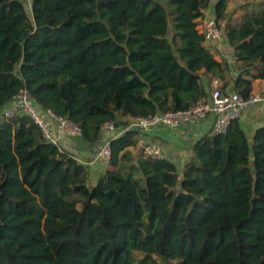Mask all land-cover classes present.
<instances>
[{"label":"trees","instance_id":"trees-1","mask_svg":"<svg viewBox=\"0 0 264 264\" xmlns=\"http://www.w3.org/2000/svg\"><path fill=\"white\" fill-rule=\"evenodd\" d=\"M212 1L0 0V108L25 87L97 145L106 121L188 109L212 79L248 97L264 80V9L237 20ZM211 8L232 66L199 30ZM137 133L110 139L89 185L29 118L5 120L0 264H264V124L201 135L181 169L130 158Z\"/></svg>","mask_w":264,"mask_h":264},{"label":"built area","instance_id":"built-area-1","mask_svg":"<svg viewBox=\"0 0 264 264\" xmlns=\"http://www.w3.org/2000/svg\"><path fill=\"white\" fill-rule=\"evenodd\" d=\"M199 25L201 26L200 31L204 35L205 44L210 48L214 47L218 54L232 66L234 64L232 50L224 39L221 26L217 23L211 10L205 12ZM263 103L264 90L255 91L252 89L248 97H243L232 86L228 85L222 88L221 81L212 79L208 83L206 96L197 100L188 109L157 112L147 116H126L121 118L117 125L114 120L106 121L100 128V144H98L97 150L89 155V158L84 159L65 146L70 140L82 139V130L79 124L56 114L51 109L39 107L25 87L20 88L0 108V125L7 119L26 116L37 125L46 142L57 147L59 151H66L69 157L86 167L90 174L95 168L103 170L108 167L111 157L110 139L125 131L135 130L142 133L158 128L179 131L184 127L199 125L200 130H198L202 135L221 134L226 131L232 121H240L245 113L254 110ZM139 150L144 158H167L160 144L144 143L141 140ZM184 156L183 149H180L179 153L171 159L183 161Z\"/></svg>","mask_w":264,"mask_h":264},{"label":"crops","instance_id":"crops-1","mask_svg":"<svg viewBox=\"0 0 264 264\" xmlns=\"http://www.w3.org/2000/svg\"><path fill=\"white\" fill-rule=\"evenodd\" d=\"M212 2H214V0ZM200 27L201 26L199 25V30H200ZM255 84H259V85L264 86V80L256 79L253 82V86ZM260 106L261 105L258 106V111L262 112L263 107H260ZM257 118L260 119L259 114L256 115L255 110H251L248 113H245L243 115L242 119H240V123H241L242 127L246 131L250 130L248 132L249 134L257 126L264 124V121H260V120H259V122L254 124V122H256ZM200 128H201V126H200ZM198 129H199V125H197L196 127H184L182 129H180L179 131H172V130L167 129V128H158V129L149 130L147 132H142V133L138 132L137 134H135V137L137 139L136 145L128 147V148H126V150L129 152L130 158H133L135 160V162H136L137 157L140 154L139 142L141 140L144 143L160 144L163 147V151L166 153L167 158L170 160L172 157H175L179 153L180 149L181 150L183 149L184 155L185 154L189 155L191 148H192V145L202 135V133H200V131H199L200 129L199 130ZM187 144L190 145V147L188 149H186L188 147ZM65 146H66V148L71 149L73 152H76L78 154V156L79 155L89 156L92 153H94V151H92V150L94 148H96V145L87 144L82 139L70 140L65 144ZM186 160L176 161L177 165L182 163L181 165H179L180 169L185 164ZM107 168L101 170V172L98 174L99 176L96 178V180L103 174V172Z\"/></svg>","mask_w":264,"mask_h":264},{"label":"rangeland","instance_id":"rangeland-1","mask_svg":"<svg viewBox=\"0 0 264 264\" xmlns=\"http://www.w3.org/2000/svg\"><path fill=\"white\" fill-rule=\"evenodd\" d=\"M24 3H25V5H26V8L28 9L29 8V3H30V0H24ZM249 8H250V10H254V11H257V10H261V9H264V0H230L229 2H228V11H229V13H230V15H231V17L232 18H236L237 20L238 19H240L241 18V16H242V13H243V11H245V10H249ZM209 10H211L212 11V8L211 9H209ZM208 11V10H207ZM206 11V12H207ZM208 46V45H207ZM209 47V46H208ZM212 47V46H211ZM213 49H215L214 47H212ZM216 50V49H215ZM217 51V50H216ZM254 82V81H253ZM252 89L253 90H255V91H260V90H264V86H262V85H259V84H255L253 87H252ZM260 107H263V109H262V112H259L258 111V107H256L254 110H255V113H256V115H258L259 114V117H260V119H258L257 118V120H256V122H254V124L255 123H257V122H259V120L260 121H264V103L263 104H261V106ZM250 130H247V132H249ZM100 144V143H99ZM98 145V144H97ZM97 145H96V148H98L97 147ZM188 145V147L186 148V149H188L189 147H190V145L189 144H187ZM96 148H94L92 151H96L97 149ZM78 155V154H77ZM186 156H184V160H186L187 159V157H188V154H185ZM86 156L87 155H83V156H81V157H83V159H84V157L86 158ZM88 158H89V156H87ZM87 158V159H88ZM183 160V161H184ZM187 161V160H186ZM182 164V163H181ZM181 164H178V167H179V165H181ZM179 169H180V167H179ZM101 172V170H99L98 168H95V169H93L91 172H90V174H88V184L89 185H91L95 180H96V178L99 176L98 174Z\"/></svg>","mask_w":264,"mask_h":264}]
</instances>
